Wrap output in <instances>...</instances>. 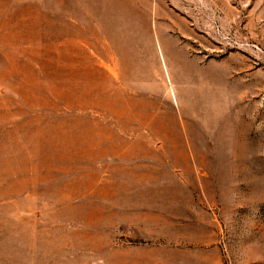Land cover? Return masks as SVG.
Masks as SVG:
<instances>
[{"label":"rangeland","instance_id":"obj_1","mask_svg":"<svg viewBox=\"0 0 264 264\" xmlns=\"http://www.w3.org/2000/svg\"><path fill=\"white\" fill-rule=\"evenodd\" d=\"M0 264H264V0H0Z\"/></svg>","mask_w":264,"mask_h":264},{"label":"crops","instance_id":"obj_2","mask_svg":"<svg viewBox=\"0 0 264 264\" xmlns=\"http://www.w3.org/2000/svg\"><path fill=\"white\" fill-rule=\"evenodd\" d=\"M166 48H167V51H168V59H171L172 57H176L178 55V53H180V51H178V52L172 51L170 49L171 47L167 44V42H166Z\"/></svg>","mask_w":264,"mask_h":264}]
</instances>
